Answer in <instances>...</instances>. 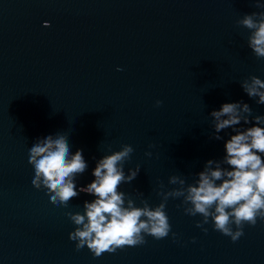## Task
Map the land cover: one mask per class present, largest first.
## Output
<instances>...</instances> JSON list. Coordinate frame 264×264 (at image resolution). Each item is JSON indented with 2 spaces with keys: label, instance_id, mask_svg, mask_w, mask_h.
Returning a JSON list of instances; mask_svg holds the SVG:
<instances>
[{
  "label": "water",
  "instance_id": "water-1",
  "mask_svg": "<svg viewBox=\"0 0 264 264\" xmlns=\"http://www.w3.org/2000/svg\"><path fill=\"white\" fill-rule=\"evenodd\" d=\"M261 11L255 0H0V264H264V222L245 225L233 243L211 221L207 233L197 228L202 217L185 215L182 198L165 209L175 242L170 233L99 258L76 251L66 213L83 214L93 197L54 206L33 188L28 163L37 139L62 133L72 155L83 150L82 187L109 148L131 145L124 171L139 165L140 173L120 191L137 207L141 199L158 206V191L179 188L171 176L187 185L208 160L226 167L231 130L210 139L209 114L243 101L264 116L240 86L250 76L264 81V60L237 24Z\"/></svg>",
  "mask_w": 264,
  "mask_h": 264
},
{
  "label": "clouds",
  "instance_id": "clouds-1",
  "mask_svg": "<svg viewBox=\"0 0 264 264\" xmlns=\"http://www.w3.org/2000/svg\"><path fill=\"white\" fill-rule=\"evenodd\" d=\"M255 7L264 9V3L255 0ZM237 24L250 31L248 47L258 60H264V11L246 14ZM50 26L47 22L43 25ZM240 86L249 99L264 105V81L250 76ZM161 104L156 101V107ZM209 115L213 127L210 139L223 140L220 133L228 134L227 130H231L224 143L222 163L226 167L215 162L213 170L214 161L208 160L205 169L197 173L198 179L187 185L186 180L171 176L168 183L180 187L158 191L161 198L158 206L152 207L141 199L142 206L137 207L133 199L120 191L121 185L131 184L140 173L139 165L128 169L127 174L124 171L125 162L134 151L131 145H122L116 152L109 148L111 154L97 161L91 173L92 182L78 187L76 176L82 175L88 164L83 150L71 154L62 133H57L55 138L48 135L37 139L29 148L28 163L34 169L32 186L37 191L44 189L54 206L65 208L82 193L93 197L91 202H84L83 214L69 212L66 215L77 226L68 239L75 242L76 251L87 247L94 258L125 247L141 246L148 236L162 240L171 233L175 242L176 234L172 233L165 210L170 198H182L180 206L185 215L202 217L195 225L197 228L207 233L204 225L211 221L214 231L235 243L244 235L245 225L254 227L258 220L264 222V116H253L252 109L243 101L224 103ZM247 125L251 126L245 127ZM145 155L150 157L151 153ZM163 187L160 183L159 188Z\"/></svg>",
  "mask_w": 264,
  "mask_h": 264
}]
</instances>
